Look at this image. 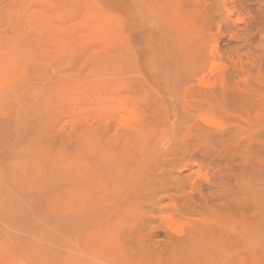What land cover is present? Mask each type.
<instances>
[{"label": "rangeland", "instance_id": "obj_1", "mask_svg": "<svg viewBox=\"0 0 264 264\" xmlns=\"http://www.w3.org/2000/svg\"><path fill=\"white\" fill-rule=\"evenodd\" d=\"M0 264H264V0H0Z\"/></svg>", "mask_w": 264, "mask_h": 264}]
</instances>
